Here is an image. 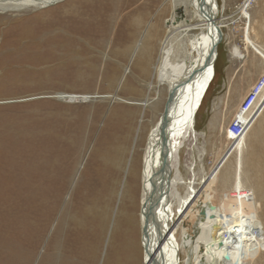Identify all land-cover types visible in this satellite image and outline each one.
Returning a JSON list of instances; mask_svg holds the SVG:
<instances>
[{
	"label": "rangeland",
	"instance_id": "1",
	"mask_svg": "<svg viewBox=\"0 0 264 264\" xmlns=\"http://www.w3.org/2000/svg\"><path fill=\"white\" fill-rule=\"evenodd\" d=\"M52 2L0 11V259L13 245L19 255L10 264H42L57 234L55 243L71 249L63 264H143L138 174L145 134L166 91L157 87L161 94L146 107L123 99L147 96L158 48L145 74L139 59L150 33H163L156 18L170 17V2ZM243 2L217 0L218 71L196 115L197 136L184 140L178 169L166 175L176 184L170 228L179 264L186 262V242L190 264H264V86L250 130L227 150V126L264 73V0L242 11ZM233 47L238 57L226 67ZM190 182L197 199L188 213L177 199L186 197ZM234 187L253 195L255 226L241 216L222 220L219 206H235ZM56 256L51 263L61 264Z\"/></svg>",
	"mask_w": 264,
	"mask_h": 264
},
{
	"label": "bare ground",
	"instance_id": "2",
	"mask_svg": "<svg viewBox=\"0 0 264 264\" xmlns=\"http://www.w3.org/2000/svg\"><path fill=\"white\" fill-rule=\"evenodd\" d=\"M51 1L54 0H0V11L4 12L7 10L37 7ZM169 2L172 8L170 17L164 19L163 13H159L157 14L158 18H156V24L163 26V33L161 30L157 32L153 30L149 36L147 35L148 39L146 38L144 43L142 58L139 59V62H143L141 72L143 71V74H145L152 52L156 47L158 48L157 62H155L156 65L154 64V71L152 73L153 76H151L146 86L147 96L140 101L123 99L124 102L138 103L146 107L161 94L158 93L157 87H162L166 91V94L164 93L165 105L163 110L145 134V146L141 159L140 173L138 174L140 175L139 216L143 264H179V244L175 242L172 229L170 228V223L175 216L172 209L171 197L174 195L176 184L167 179L166 175L170 169H178L179 151L183 146L184 140L188 137L195 138L197 136V131L194 128L196 115L202 105L210 83L215 76L216 51L221 41L219 40L220 35L222 36V26L220 27L217 22V14L219 12L217 0H169ZM164 8L166 9V7ZM247 8L248 6L243 7L242 11ZM186 12L189 14V18L184 19L180 17V15L184 17ZM138 27L137 29L134 28L131 30V36L128 38L129 43H131L132 39H135L134 37L138 33ZM149 46H151L150 49H148ZM92 49L101 51L99 46H95ZM128 51L130 53V47ZM232 53L238 57L239 50L233 47ZM92 63L97 64L95 61ZM70 98L75 97L66 96V99ZM168 99L170 101L167 104ZM253 106L252 114L254 117L258 111ZM165 110H167L168 118L167 124L163 125L162 117L164 116ZM250 128L251 126L249 130ZM164 152L170 153L165 173L162 175ZM190 184L191 182L187 187L188 192L186 193V197L177 199L179 204L180 202H184L188 213L192 212L197 199L196 193ZM129 207L128 209H130ZM226 209L227 211H222L219 206L220 216L225 222L231 223L237 216H241L250 226H255L259 222L253 195L249 197L248 202L240 201L238 204L235 203V206L228 205ZM125 230L127 231V229ZM56 236L57 234L54 237V244L50 247L53 251H48L42 264H52L51 261H54V257H57V254L61 256L59 258L61 264L68 259V254L71 251L69 249L70 247L61 246V243L56 244ZM6 249L2 253L3 255H1L2 258L0 260L3 261L4 258H8L6 259L7 262L3 264H10V258L18 256L19 251L13 245H8ZM242 250H244L243 246ZM184 251L186 252V262L184 264H190L193 260V255L188 242H186ZM113 259L116 260V258ZM210 263L217 264L214 260Z\"/></svg>",
	"mask_w": 264,
	"mask_h": 264
},
{
	"label": "built area",
	"instance_id": "3",
	"mask_svg": "<svg viewBox=\"0 0 264 264\" xmlns=\"http://www.w3.org/2000/svg\"><path fill=\"white\" fill-rule=\"evenodd\" d=\"M253 2V0H244L243 7H249V5ZM264 86V73L261 74L258 79L251 86L249 92L243 98L241 103L239 104L237 111L233 115L232 120L229 122L227 126V136H228V146L227 150L231 148L234 149V146L237 142L242 141L244 136L246 135L249 127L254 121L252 114V106ZM251 192L240 188H234L230 193V197L233 199L234 203L248 202L249 197H251Z\"/></svg>",
	"mask_w": 264,
	"mask_h": 264
},
{
	"label": "water",
	"instance_id": "4",
	"mask_svg": "<svg viewBox=\"0 0 264 264\" xmlns=\"http://www.w3.org/2000/svg\"><path fill=\"white\" fill-rule=\"evenodd\" d=\"M54 3V1L51 3V4H53ZM222 39V36L220 35V38H219V40H221ZM169 99H168V102H167V104L169 103ZM165 113H164V116L162 117V124L163 125H166L167 124V118H168V114H167V110H165L164 111ZM169 153L170 152H164V154H163V170H162V175H164V173H165V170H166V167H167V163H168V158H169ZM163 193V192H162ZM210 208H212V206H209ZM201 213H204V211H201ZM209 264H213V263H209Z\"/></svg>",
	"mask_w": 264,
	"mask_h": 264
},
{
	"label": "crops",
	"instance_id": "5",
	"mask_svg": "<svg viewBox=\"0 0 264 264\" xmlns=\"http://www.w3.org/2000/svg\"><path fill=\"white\" fill-rule=\"evenodd\" d=\"M230 54H231V55H230ZM233 57H235V55H233L232 52H229V54H226V57H225V58H226V62H227L226 65H225L226 67H227V65H228V61H229V59H231V58L233 59ZM228 66H229V65H228ZM254 82H255V81H254ZM254 82L252 81L250 85L252 86V85L254 84ZM251 86H250V88H251ZM227 88H229V86H228ZM227 88H226V89H227ZM250 88H249V89H250Z\"/></svg>",
	"mask_w": 264,
	"mask_h": 264
},
{
	"label": "trees",
	"instance_id": "6",
	"mask_svg": "<svg viewBox=\"0 0 264 264\" xmlns=\"http://www.w3.org/2000/svg\"><path fill=\"white\" fill-rule=\"evenodd\" d=\"M219 55H220V54H219V52H218V59H219ZM217 62H218V60H217ZM217 62H216V64H215V72H216V74H217V71H218V70H217V69H218V68H217ZM215 77H216V76H215ZM214 79H215V78H214ZM214 79H213L212 81H214Z\"/></svg>",
	"mask_w": 264,
	"mask_h": 264
}]
</instances>
